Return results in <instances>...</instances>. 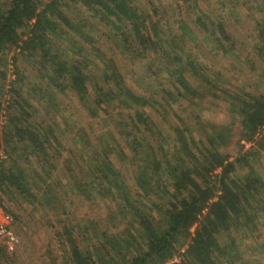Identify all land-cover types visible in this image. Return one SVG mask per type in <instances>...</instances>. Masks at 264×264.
I'll use <instances>...</instances> for the list:
<instances>
[{
	"label": "trees",
	"instance_id": "16d2710c",
	"mask_svg": "<svg viewBox=\"0 0 264 264\" xmlns=\"http://www.w3.org/2000/svg\"><path fill=\"white\" fill-rule=\"evenodd\" d=\"M150 5V12H145L135 0H0V63L7 65L13 51L17 75L2 127L5 158L0 160V206L14 220L18 216L5 203V196L12 199L17 193L42 207L62 204L69 196L53 176L65 146L58 128L38 119L32 100L44 101L58 112L62 108L56 91L71 90L92 116L103 112L105 124L111 120L115 124L98 133V146L92 148L94 157L88 166L92 184L81 181L67 164L71 171L68 185L73 193L88 198L110 194L118 202L119 213L130 217L125 231L109 235L106 229L99 234L97 245L84 249L65 227L73 264H166L177 256L181 259L173 264H223L225 260L229 264L238 258L232 230L242 233L254 228L259 217L264 218V180L250 163L252 156L264 150V93L228 90L224 74L206 72L182 44L181 36L187 31L181 26L180 34L166 30L158 14L160 7L153 0ZM78 8H82L78 17L70 16L68 11ZM204 17L197 20L207 29ZM96 20L108 28L107 34L135 64L130 70L133 78L137 77L133 80H142L149 96L138 94L114 59L100 48L88 50L70 44L80 59L63 57L69 51L59 41L71 43L79 37L92 44L95 38L89 27ZM218 28L231 40L223 24ZM258 46L264 58V30ZM229 49H234L233 45ZM19 58L32 59L37 66L41 79H36L32 91L22 89L25 76L16 64ZM185 68L198 76L199 84L194 86L187 79ZM163 73L168 74L175 91L162 88L160 100L159 91L153 88L160 85ZM0 75L6 78L7 69ZM208 96L226 97L235 123L202 119L199 112ZM182 97L189 101L192 111L188 117L194 120L193 125L175 107ZM147 106L169 124L173 142H166L164 129L148 114ZM2 109L0 99V114ZM173 114L180 123L171 121ZM237 134L239 153L231 158L224 147ZM122 140L140 162L135 178L140 198L132 195L110 159L112 153L123 152ZM243 141L253 147L245 149ZM75 142L90 160L84 143L78 137ZM67 162L72 163L70 159ZM242 169L245 171L239 175ZM221 235L231 242L223 244ZM7 259L0 247V264H6Z\"/></svg>",
	"mask_w": 264,
	"mask_h": 264
},
{
	"label": "rangeland",
	"instance_id": "374dc122",
	"mask_svg": "<svg viewBox=\"0 0 264 264\" xmlns=\"http://www.w3.org/2000/svg\"><path fill=\"white\" fill-rule=\"evenodd\" d=\"M151 1L135 0L136 4L145 12H150ZM153 2L160 7L158 14L162 18L166 30L169 32L176 31L178 34L182 32L181 28L187 31L186 34H183L184 36H181L182 44L189 50V54L193 55L198 63L205 68L206 72L221 71L226 79L225 86L231 92L240 93L246 90L256 94L264 93V58H262L258 46L261 30H264L263 0H153ZM74 5L76 6V4ZM232 7H235L237 9L235 11L239 12L238 16ZM80 10L82 8L79 11L71 9L68 12L70 16L76 17ZM203 14L206 15L204 21L208 24L207 29L202 27L197 20L198 16ZM219 24L224 25L231 40L223 37L218 28ZM107 29L106 26L96 20L89 27L95 38L92 44L79 37H75L71 43L60 40L58 44L69 51V53L63 54V57L71 60L80 59V55L73 51L74 49L71 48L70 44L76 47L83 46L88 50L92 49L93 46L100 48L107 57L114 59L126 82L138 94L149 96V92L143 90L144 82L141 83L142 80L140 79H137V82L133 80L137 77L133 78L130 70L135 67V64L123 54L120 46L107 34ZM231 45L234 47L232 50L229 49ZM14 55L13 51L9 53L7 65L0 63L1 72L7 69L6 78H2L3 76L0 75V99L3 101V109L0 114V160L5 158L2 127L7 120L6 115L9 113L8 105L11 101L10 96L13 94L10 91L12 81L17 79ZM33 61L28 58H19L16 63L25 76V79H22L23 83H21L23 91H32L31 87L37 84L36 79L38 81L41 79ZM184 72L194 86L199 84L198 76L190 68H185ZM161 77L160 82L162 84L154 85L156 88H153L159 91L157 97L160 100H162L160 96L162 88L175 91L168 74L163 73ZM56 93L58 103L64 110L61 109L57 112L55 108L48 107L43 103L44 101L37 98H34L32 103L39 111L37 117L40 121L58 128V134L65 149L56 160L57 168L53 172V176H56L55 179H58L59 183L64 186V190L69 191V196H65L62 204L55 205L52 202L46 207L40 206L39 202H28L17 193L12 199L5 196V203L18 216V218L12 219V226L20 239L17 250L12 253L0 244L8 257L6 264H73L71 256L67 252L65 227L72 230L74 239L78 241L82 249L89 244L97 245L99 234L106 229L111 235L121 233L130 227L128 224L130 217L127 216L128 214L125 216L119 213L118 202L110 194L105 197L91 194L88 198L82 194L73 193L71 186L68 185L70 181L68 173L71 171L66 168L70 165L74 170L73 173H76L81 181L92 184L93 178L90 176L88 167L92 157H94L92 148L95 149L98 146V133L107 127L112 128L115 120L105 124V121L102 120L105 117L103 112H99L98 116H92L71 90L61 92L57 90ZM203 103L204 107L199 112L202 119L216 124L235 123L229 109V100L226 97L208 96ZM175 107L181 116L193 125L194 120L188 117V113L192 111L188 99L180 98ZM111 108L113 109V107ZM117 110L113 111L116 113ZM122 110L127 109L122 108ZM146 110L151 118L164 129V134L167 136L166 142L168 144L173 142V131L169 124L161 118L152 106H147ZM68 115L71 117L69 118ZM171 118L172 122L180 123L174 114ZM113 132L119 136L117 129H114ZM195 134L199 137L198 131H195ZM77 137L82 144L84 143L83 147L87 148V157L90 160L86 159L80 152V146L75 142ZM238 138L237 134L232 143L224 147L225 151L231 153V158L239 153V145L236 144ZM243 143H245V149L253 147V143L244 141ZM121 145L123 152L112 153L110 159L119 168L123 181H125L132 195L140 198L142 192L135 180L140 162L126 140H122ZM155 145L158 147L157 142ZM68 159L72 161L71 164L67 162ZM250 163L264 180V150L259 151L254 157L252 156ZM241 171L239 175H242L245 169ZM34 191H37V188H34ZM207 211L205 210L204 213ZM84 230H87L86 234H84ZM194 230L195 226L192 231ZM231 235L237 244L238 258H234L235 260L229 264H264L263 217L258 218L254 228H247L242 233L233 229ZM220 238L223 244L231 242L227 235H221ZM177 259L179 261L181 256H177ZM223 264H227L226 260Z\"/></svg>",
	"mask_w": 264,
	"mask_h": 264
},
{
	"label": "built area",
	"instance_id": "2783aa9c",
	"mask_svg": "<svg viewBox=\"0 0 264 264\" xmlns=\"http://www.w3.org/2000/svg\"><path fill=\"white\" fill-rule=\"evenodd\" d=\"M19 243L20 239L12 226V217L0 206V244L12 253L17 250ZM175 261H178L177 257L166 264H173Z\"/></svg>",
	"mask_w": 264,
	"mask_h": 264
}]
</instances>
